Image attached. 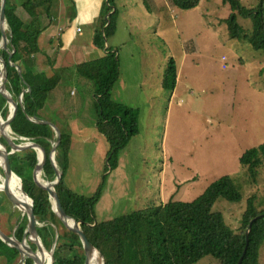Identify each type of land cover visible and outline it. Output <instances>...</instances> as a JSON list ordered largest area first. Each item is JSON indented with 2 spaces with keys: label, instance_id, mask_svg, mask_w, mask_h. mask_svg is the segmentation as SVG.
I'll return each mask as SVG.
<instances>
[{
  "label": "rangeland",
  "instance_id": "obj_1",
  "mask_svg": "<svg viewBox=\"0 0 264 264\" xmlns=\"http://www.w3.org/2000/svg\"><path fill=\"white\" fill-rule=\"evenodd\" d=\"M105 1L108 6L109 0H100V6ZM260 1L239 3L253 9ZM74 2L77 9L97 10L93 0ZM113 6L118 23L108 41L118 50L120 78L112 97L138 108L139 132L115 154L112 166L110 143L96 125L94 82L76 67L62 70L43 114L59 120L71 136L64 181L90 197L99 192L94 213L102 222L170 199L192 201L214 180L230 175L242 198L219 197L213 209L238 231L250 196L264 209V156L256 178L240 161L245 151L264 143V52L249 41L251 17L236 11L246 35L234 38L226 22L232 8L223 0H198L189 9L172 0H114ZM39 46L44 47L42 37ZM52 55H42L44 63L35 61V69L50 74ZM170 57L178 68L173 91L163 85ZM260 252L264 264V243ZM97 261L102 264L98 254ZM197 264L218 263L208 255Z\"/></svg>",
  "mask_w": 264,
  "mask_h": 264
},
{
  "label": "trees",
  "instance_id": "obj_2",
  "mask_svg": "<svg viewBox=\"0 0 264 264\" xmlns=\"http://www.w3.org/2000/svg\"><path fill=\"white\" fill-rule=\"evenodd\" d=\"M232 8L226 19L230 35L240 38L245 28L237 20L236 11L249 15L252 21V32L249 37L254 48L264 52V0L253 9L242 7L239 0H223ZM180 8H193L198 0H172ZM114 5V0H109ZM55 0H8L6 8V31L10 41L16 48L20 65L26 66L30 77L32 95L24 91L25 83L20 78L10 76L7 89L15 100L23 93L22 103L27 113L32 116L37 107L40 119L54 121L43 114L49 94L60 83L62 76L58 68L53 74L36 70L35 56L41 51L39 37L45 29L44 17L50 18L56 10ZM112 11L103 5L102 21L95 30L94 44L107 49L106 55L79 63L78 72L94 82L95 97L99 110L97 128L105 135L111 146L109 162L114 165L115 154L125 147L131 138L139 132L138 108L131 107L115 100L112 89L120 78V59L118 50L107 47L108 39L117 29L118 9ZM0 56L8 60V53L0 47ZM13 57L11 56V59ZM36 67V69H35ZM8 72L21 75L15 65H10ZM165 88L174 90L177 83L178 68L173 57L169 58L164 75ZM11 108L0 96V119L5 120ZM11 136L15 142L25 144L30 141L41 144L49 154L58 135L54 128L40 126L31 121L25 114L11 123ZM71 136H66L56 150V163L63 172V183L58 191L65 212L77 220H83L81 226L89 240L105 255L107 264H197L203 257L212 256L218 264H237L245 247L246 253L241 264H259L260 250L264 243V209L259 210L254 195L247 200L243 211L239 230L236 231L226 222L224 215L213 209L219 197L231 201L242 198L236 183L230 175H223L214 180L207 189L192 201L170 199L166 203L151 204L130 213L99 222L94 213V204L99 192L87 196L69 188L64 181L65 173L70 164ZM11 150V149H10ZM110 155V154H108ZM264 143L245 151L240 161L247 166L252 178H256L258 168L262 165ZM13 171L22 179L25 192L33 199L38 220L37 230L42 242L48 250H54L53 264H84L85 253L81 241L51 211L49 192L40 187L34 180L33 172L40 163V151L27 148L10 154ZM1 163V161H0ZM4 168L0 166V178L4 177ZM40 179L45 182L54 180L52 169L47 161ZM19 186V179L13 177ZM21 188V186H20ZM18 196V195H17ZM20 199V197L18 196ZM20 209V210H19ZM7 200L0 189V227L8 235L21 240L28 228V216ZM251 230L247 237L250 222ZM248 239V243H247ZM32 248L38 250L34 243ZM65 250L76 251L72 257H65ZM80 250V252H77ZM0 264H19L21 253L18 248L8 245L0 237ZM47 254L43 253L45 256ZM97 262V261H96ZM21 264H35L30 257H25Z\"/></svg>",
  "mask_w": 264,
  "mask_h": 264
},
{
  "label": "water",
  "instance_id": "obj_3",
  "mask_svg": "<svg viewBox=\"0 0 264 264\" xmlns=\"http://www.w3.org/2000/svg\"><path fill=\"white\" fill-rule=\"evenodd\" d=\"M7 5H8V0H0V47L5 49L8 53V60H5L3 57L0 56V66H1L0 67V79L3 78V81L0 82V96L5 102H7L9 104V106L11 108V113L8 116V118L5 120L0 119V147L3 150L0 152L1 157H2V165L1 166L4 168V173H5L0 189L3 191L7 200L19 208L20 202L18 200H16L14 197H12V195L10 194L9 187H10V183H11V180H12L14 175L20 179L21 183H22V179L12 169L11 161H10V154L14 153L16 151L27 149V148H37L40 151V163L35 167L34 172H33V176H34L35 182L40 187L48 190L49 199H50V206H51V211H52L53 216L55 218H57L60 222H62L70 230V232L72 234H74L81 241L82 246L84 248V253H85L84 264H86V260H87V250H91V251L96 252L98 254V260H100L102 262V264H107V260H106L104 253L89 240L85 231L83 230V228L81 226L83 220H77L74 217L69 216L65 212V210L62 206L61 200L58 196V191L60 190L62 183H63V172H62V170H60L58 168L55 156H56L57 148L59 147V145L63 141L64 137L66 136V130L64 129V127H62L60 124H58L54 121H50L47 119H40L37 116V107L35 109L34 114L32 116H30L27 113V111H26V109L22 103L23 93L20 94L18 100H15L7 89V83H8L10 76H14L15 78H20L25 83V90L24 91L29 92L32 95L34 100L36 99V95L33 93V90H32V83H31L30 77L28 76V74L26 73V71L22 67V65H20L17 62L18 54H17L16 48L13 45V43L10 41L9 37H7L8 36L7 32H6V8H7ZM108 6L112 8V11L109 13H106L107 19L115 11V7L112 6L109 3V1H108ZM107 47H109L108 42H107ZM11 56L13 57L12 59H11ZM12 64H16V66L19 68V70L22 71V75H14V74H10V72H8L9 67ZM23 114H25L31 121H33L37 125L52 127L56 130L58 138L53 143L52 149H51L49 154L47 153L46 149L41 144H39L37 142L30 141V142L25 143V144H20V143L15 142L14 139L12 138V136H11V123L14 119H16L17 117H19ZM47 161L49 162V164L51 166L52 175L54 177V180H47V181L43 182L40 179V173L43 172L44 166H45ZM21 189H22L23 193L31 200V202L26 205L27 209L25 212L27 214L28 220H29L28 228L25 231L23 238L21 240H19L13 235H8L0 227V237L8 245H10L12 247H16L19 249V251L21 253V261L19 264H21L24 261L25 257L32 258L34 260L35 264H53L54 263V250H48L45 247L44 243L42 242V240L40 238L38 230H37L38 220H37V216H36V211H35L33 199L25 192L22 184H21ZM55 198L59 199V201L61 203V207H62L65 215L58 214V212L55 208ZM262 215H264V214H262ZM258 217H260V215L256 216L250 222L248 229H247V233H246L247 237H248L249 232L251 230L253 221L255 219H257ZM70 219L74 221L73 224H71L69 222ZM32 234H34L36 236L37 240H32L31 242H33L37 246L38 250H35L34 248H32L31 245H26V243H25L27 238L29 236H31ZM247 243H248V239H247ZM246 250H247V245L245 247L243 255L241 256V258L239 259L237 264H241L243 257L246 253ZM44 251H46L50 255L49 263L46 260L45 256L42 255L44 253Z\"/></svg>",
  "mask_w": 264,
  "mask_h": 264
},
{
  "label": "crops",
  "instance_id": "obj_4",
  "mask_svg": "<svg viewBox=\"0 0 264 264\" xmlns=\"http://www.w3.org/2000/svg\"><path fill=\"white\" fill-rule=\"evenodd\" d=\"M95 9L90 13L88 9H83L81 6L77 9L74 0H60L57 3L54 15L45 24L44 32L39 37V45L41 37L44 41V47H40L41 51L36 54L34 60L38 63L42 61V55L49 56L50 52L54 55L50 57L47 72L53 74V68H58L63 71L67 68L76 67L77 64L100 58L107 53V49H103L94 44V33L99 27L103 17V7L100 6V0H93ZM106 17V14H105ZM58 41V43H55ZM109 46L111 44L108 41ZM39 70V69H38ZM117 100V99H116ZM120 101V100H117ZM54 122L60 124L59 120ZM66 130V128H64ZM67 132V130H66Z\"/></svg>",
  "mask_w": 264,
  "mask_h": 264
},
{
  "label": "bare ground",
  "instance_id": "obj_5",
  "mask_svg": "<svg viewBox=\"0 0 264 264\" xmlns=\"http://www.w3.org/2000/svg\"><path fill=\"white\" fill-rule=\"evenodd\" d=\"M13 65L16 66V64H13ZM17 69L19 70L18 67H17ZM19 73L22 75V71L21 70H19ZM2 81H3V78L0 79V82H2ZM1 151H3V150L0 147V152ZM0 161H1V163H0V166H1L2 165V157H1V154H0ZM13 177H16V176L14 175ZM3 178L4 177L2 176V179ZM16 178H18V177H16ZM2 179H1V182H0V188H1V185H2V182H3ZM9 189H10V194L12 195V197H14L16 200H18L20 202L19 205H21V207L23 208L24 213H25L26 212V209H27V206L26 205L29 204L31 202V200L23 193L22 189L13 182V178L11 180ZM16 194L20 197L21 200L18 198V196ZM55 208H56L58 214L65 215L64 212H63V209L61 207V203H60V201H59L58 198H55ZM69 222L71 224H73L74 221L70 219ZM32 240H37V238H36V236L34 234H32L31 236H29L27 238V240L25 242L26 245H30L29 244V241H32ZM44 253H46V251H44ZM47 255H48V253L45 255V258H46ZM95 261H97V253L94 252V251H91V250H87V260H86V264H95L94 263ZM96 264H99V261H97Z\"/></svg>",
  "mask_w": 264,
  "mask_h": 264
},
{
  "label": "built area",
  "instance_id": "obj_6",
  "mask_svg": "<svg viewBox=\"0 0 264 264\" xmlns=\"http://www.w3.org/2000/svg\"><path fill=\"white\" fill-rule=\"evenodd\" d=\"M224 60V59H223ZM225 61V60H224ZM226 65L224 64V67H225Z\"/></svg>",
  "mask_w": 264,
  "mask_h": 264
}]
</instances>
